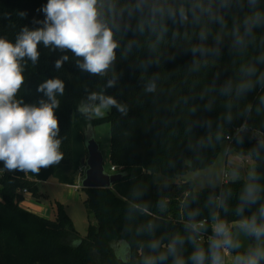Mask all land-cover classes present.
I'll use <instances>...</instances> for the list:
<instances>
[{"label":"trees","instance_id":"1","mask_svg":"<svg viewBox=\"0 0 264 264\" xmlns=\"http://www.w3.org/2000/svg\"><path fill=\"white\" fill-rule=\"evenodd\" d=\"M45 3L0 0V37L14 42L22 28L39 27L35 21L43 20L40 8ZM192 3L148 0V6L141 10L139 0H102V18L111 22L119 45L114 65L119 79L114 87H106L112 71L104 77L81 71L71 52L51 51L40 45L38 63L27 62L25 84L18 93L24 103L35 104L45 98L37 91L44 80L58 77L65 82L56 110L63 159L38 174L0 171V264H146L149 257L157 258L155 264H173L167 245L176 237L184 240L176 255L183 257L184 264H192L190 256L196 246L205 251L209 247V240L200 238L213 236L214 215L231 230L237 221L258 215L264 205V81L257 80L264 72V27L254 28V39L246 41L243 48L233 47L234 22L239 23L252 11L247 0H242V6L233 0L230 8L222 10L227 29L220 54L197 53L194 57L190 49L200 43L198 36L207 16L195 22L189 11L188 20L180 23L178 18L174 22L159 14L153 21L149 14L152 4L165 9L183 5L187 10ZM256 10L264 13V0H258ZM207 27L211 34L206 44L213 46L220 26L211 23ZM61 55H68L69 60L56 69L55 61ZM247 66L256 68L251 77L254 86L237 95V83L249 79L242 72ZM154 77L157 90L146 93L145 86ZM229 83L231 90L222 91ZM91 92L115 97L127 106V113L111 108L103 117L81 114L78 105ZM103 123L110 124L109 172L123 176L111 188H82L85 207L96 223H89L86 236L80 238L62 203H54V218L42 216L23 207V191L40 201V182L53 178L75 185L82 159L88 156L84 127ZM224 141L254 162L249 179L199 190L193 180H185L187 188L178 195H172L169 183L157 182L158 174L171 178L212 165ZM249 185L258 189L254 204L242 199ZM240 206L242 214L237 211ZM202 221L204 227L193 233L189 225ZM153 242H159L155 249ZM161 253L167 254V259L160 260Z\"/></svg>","mask_w":264,"mask_h":264},{"label":"clouds","instance_id":"2","mask_svg":"<svg viewBox=\"0 0 264 264\" xmlns=\"http://www.w3.org/2000/svg\"><path fill=\"white\" fill-rule=\"evenodd\" d=\"M242 6V0H236ZM233 0H193L189 9L183 5L165 9L162 6L152 4L149 14L154 18L157 14L161 18L167 16L174 22L184 23L188 20L191 11L193 20L199 22L201 16H207V24L215 23L220 26V31L213 37V46H207L211 34L207 24L201 27L198 39L200 43L193 46L190 51L195 57L208 54L219 55L220 45L223 43V34L227 29V22L222 10L231 7ZM252 11L246 13L239 23L233 24L231 35L232 46L243 48L246 41L254 39L253 29L264 27V13L256 10L258 0H247ZM141 10L148 6V0H139ZM102 0H46L41 6L43 20L35 21L39 27H24L17 34L15 41H9L0 37V163L3 168L0 171L20 170L23 172L39 173L42 168H48L59 164L63 159L60 151L61 140L59 137V119L56 110L60 107L59 96L65 92V82L56 77L49 78L40 83L37 91L43 93V97L35 104L24 103L18 98V93L25 84V66L28 61L36 65L40 58L39 46L59 51L71 52L76 59V66L91 75L107 76L113 72L107 80L106 87H114L119 77L114 73L116 50L118 42L114 39V30L111 22L102 18ZM113 8L109 6L111 14ZM241 26L243 32H241ZM142 30V26H141ZM162 31H166L164 28ZM158 36L157 39H161ZM131 50V43L128 46ZM69 60L68 55H61L55 61V68L60 69ZM264 60V57H262ZM193 63H197L195 60ZM249 79L241 80L236 85V94L243 95L251 90L254 82L251 77L256 73V68L247 66L242 68ZM258 81H264V72L257 77ZM157 90L156 78H152L145 86L146 93H154ZM231 84L222 91H230ZM116 108L120 113L126 114L128 108L111 95L103 92H91L86 101H81L78 111L91 118L103 117L106 111ZM258 189L249 185L243 194L246 204H254L258 198ZM243 206L237 211L243 213ZM213 236L209 240L207 251L199 245L190 256L192 264H224V255L231 248H238L240 244L233 238L230 227L213 217ZM236 226L247 235L254 237L258 242L264 240V205L258 210V215L253 214L236 222ZM204 227L203 222H193L189 228L193 233H199ZM190 240L196 243L195 238ZM183 238L176 237L168 245V253L173 254V264H184L182 256L176 255L177 246L183 245ZM159 246V242H153L152 248ZM160 260L167 259V254L161 253ZM156 257L146 259V264H155ZM264 262V245L257 244L251 247L245 255H237L234 264H262Z\"/></svg>","mask_w":264,"mask_h":264},{"label":"rangeland","instance_id":"3","mask_svg":"<svg viewBox=\"0 0 264 264\" xmlns=\"http://www.w3.org/2000/svg\"><path fill=\"white\" fill-rule=\"evenodd\" d=\"M110 110L106 111L105 115ZM104 115V116H105ZM93 118H97L94 117ZM85 135H93L95 140L100 146V149L104 156V165L108 171H110V124L103 123L97 126L84 127ZM256 137H260L255 133ZM83 167V166H82ZM254 168V162L249 157L239 154L233 149H230L227 145V141L221 144V149L215 160V162L198 171H191L183 176L167 177L163 174H158L157 182L159 184L169 183V187L172 195H178L179 191L183 188H187L185 180H193L195 182V189L199 190L205 187L212 189L220 188L225 181H234L238 179L247 180L251 177ZM81 172V177L85 174ZM79 176L77 182L79 183ZM39 189L44 193L41 202L44 207L49 209L48 217H55L54 203L60 202L63 204L66 212L74 221L75 228L80 238L85 237L88 231L89 223L95 224V218L88 213L85 207L84 200L86 193L82 189H75L73 186H67L58 182L56 179H50L46 182L39 183ZM53 206H52V205ZM231 229V228H230ZM233 238L237 240L240 247L233 248L229 259L234 263V258L237 255H245L251 247H255L258 243L264 245V240L257 241L254 237L247 235L236 224L231 230ZM119 249L117 248V251Z\"/></svg>","mask_w":264,"mask_h":264},{"label":"water","instance_id":"4","mask_svg":"<svg viewBox=\"0 0 264 264\" xmlns=\"http://www.w3.org/2000/svg\"><path fill=\"white\" fill-rule=\"evenodd\" d=\"M88 156L82 159L85 175L81 179L82 188H111L123 176L110 173L104 165V156L93 135H86Z\"/></svg>","mask_w":264,"mask_h":264},{"label":"crops","instance_id":"5","mask_svg":"<svg viewBox=\"0 0 264 264\" xmlns=\"http://www.w3.org/2000/svg\"><path fill=\"white\" fill-rule=\"evenodd\" d=\"M83 171H84V167H82V172ZM67 186H71V185H67ZM40 193L42 194L41 198L43 199L45 195L41 191ZM41 201H42L41 199L40 201H37L33 197H30V198H27L25 202L22 203V205L23 207L29 209L30 211H33L35 213H38L39 215L48 217L49 209L47 207H44L43 204L40 203Z\"/></svg>","mask_w":264,"mask_h":264},{"label":"built area","instance_id":"6","mask_svg":"<svg viewBox=\"0 0 264 264\" xmlns=\"http://www.w3.org/2000/svg\"><path fill=\"white\" fill-rule=\"evenodd\" d=\"M227 138L229 139V136H227ZM111 170L112 171H114L115 170V167H112L111 168ZM82 171V170H81ZM81 179H82V177H81V173H80V175H79V183H76L75 185H71V186H73L75 189H79L80 187H81ZM24 192V194H25V197H26V199L27 198H30L31 196L29 195V193H28V191L27 190H24L23 191ZM25 199V200H26ZM25 202V201H24ZM23 202V203H24ZM204 224H205V221H202ZM213 224H214V222H213ZM213 224H212V230H213ZM212 236H205V235H202L201 236V238H200V240H210V238H211ZM231 249H229L228 250V254L227 255H224L223 254V251H222V256H223V262H224V264H234L230 259H229V256H230V254H231Z\"/></svg>","mask_w":264,"mask_h":264}]
</instances>
